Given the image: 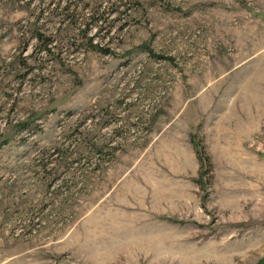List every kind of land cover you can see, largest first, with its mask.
<instances>
[{
    "label": "rangeland",
    "instance_id": "374dc122",
    "mask_svg": "<svg viewBox=\"0 0 264 264\" xmlns=\"http://www.w3.org/2000/svg\"><path fill=\"white\" fill-rule=\"evenodd\" d=\"M0 264H264V0H0Z\"/></svg>",
    "mask_w": 264,
    "mask_h": 264
}]
</instances>
